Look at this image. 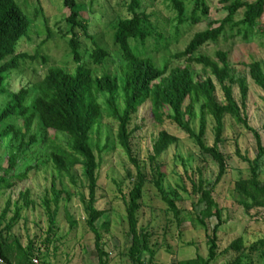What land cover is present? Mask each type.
I'll return each instance as SVG.
<instances>
[{
  "label": "rangeland",
  "instance_id": "1",
  "mask_svg": "<svg viewBox=\"0 0 264 264\" xmlns=\"http://www.w3.org/2000/svg\"><path fill=\"white\" fill-rule=\"evenodd\" d=\"M26 9L33 21L31 40H25L19 49L21 53L31 56L39 55L38 60L21 62L17 71L8 75L5 83L7 94L0 99V109H3L10 95L18 94L24 88L30 87L33 95V85L43 80L52 68H62L70 74H75L77 65L72 57L69 41L63 39L60 31L67 27L66 20L71 11L65 7V0H16ZM77 11L84 20L91 24L90 34L97 37L100 46L111 51L102 67L96 68L90 60L94 50L91 40L82 37V54L85 64L94 70L98 77L106 74L120 76L125 62L114 45V26L119 19L128 15L123 0H77ZM223 0H207L209 6V21L194 25L188 21L181 25L171 3L168 0H145L147 13L152 15L157 32L166 41L167 49L155 45L150 40L145 50L160 68H184L188 66L186 60H177L174 57L183 53L193 38L207 30L209 22H221L226 16ZM255 2L256 0H242ZM187 13L190 18L194 4L185 0ZM40 11L39 18L34 19L35 13ZM47 19L48 23L45 22ZM264 26V20L262 21ZM51 31L52 38L46 43ZM218 27V25H217ZM82 35V33H80ZM83 36V35H82ZM228 39L222 38L217 44H209L199 51V55L206 56L214 61L217 53H229V60L233 67L232 76L235 80H246L248 97L244 103L239 85L234 86L237 102L248 118L251 128L259 132L264 146V91L257 87L250 76L248 66L254 62L264 65V37L254 34L249 39L241 36ZM138 45L134 43L133 46ZM140 51L144 49L140 46ZM46 59V63L44 60ZM195 79L205 75L201 66H193ZM217 85V98L223 103L224 93ZM151 105H145L135 116L133 129H136L134 150L135 157L143 167L150 170V156L153 146L161 132L166 131L178 138V143L172 146L158 161L160 172L164 175L163 188L170 200H175L176 212L164 201L155 185H148L143 198V207L140 211V228L151 234V246L155 251L154 264H177L182 261L195 259L198 256L209 257V246L206 230L194 218L199 216L205 206L192 210V203L183 186L191 187L186 169H193L196 180L203 174L205 188L210 189L219 175V166L210 157L203 156L196 142L191 140L178 126L171 122L159 125L152 120ZM207 133L206 144L213 147L216 141V123L211 116H206ZM201 124L200 109H197V119L193 129L199 132ZM22 128L21 123H17ZM118 126L115 122L105 118L101 127L94 134V142L103 153L100 156L102 166L99 170V210L107 214L99 226L106 220L110 222L108 231L103 230V244L109 254L108 264H131L128 252L132 245L129 235V225L124 195L134 187L137 170L128 156L117 143ZM33 135L37 136L38 143L21 153L17 168L7 175L9 158L19 150V144L14 142L13 136L3 140L0 144V175L6 177L13 186L0 193V211L10 206L9 221L20 212V219L8 236L10 258L13 264H100L95 248V236L87 226V212L82 197H88L87 182L81 168L73 172V178L60 176L55 169L51 152L53 145H68V138L53 131H42L35 125ZM224 143L220 146L221 152L227 157L228 172L223 181L215 187L213 197L223 212V226L219 234V256L213 264H233L239 254L229 251V248L238 239L243 238L246 245L264 239V211L253 210L250 213L240 204L242 199L235 191L236 183L250 178V165L245 159L254 161L258 156V142L256 137L248 132L244 126L227 116L225 118ZM27 142H30L28 138ZM96 154L99 155L98 149ZM193 178V177H192ZM261 181L264 183V159L261 163ZM55 190L64 192L59 205V212L55 225L51 222V212L57 210L54 203ZM68 196L71 197L68 200ZM48 203L50 206L48 207ZM70 213L75 221L72 227L67 218ZM218 222L210 221L212 230ZM33 251V257L25 255ZM258 258L245 260L244 264H257ZM0 264H5L0 259Z\"/></svg>",
  "mask_w": 264,
  "mask_h": 264
},
{
  "label": "trees",
  "instance_id": "2",
  "mask_svg": "<svg viewBox=\"0 0 264 264\" xmlns=\"http://www.w3.org/2000/svg\"><path fill=\"white\" fill-rule=\"evenodd\" d=\"M145 0H123L128 15L118 20L114 26V45L118 49L125 66L121 68L120 76L106 74L102 77L95 75L94 70L84 62L81 38L92 41L94 50L90 60L96 68L102 67L111 57V51L100 46L97 37L90 34L91 24L84 20L77 11V0H65L64 5L71 11L66 20L67 27L60 31L63 39L70 38L69 48L77 65L75 74H70L62 68L50 69L48 75L33 85L35 95L30 87L24 88L18 94L10 95L7 105L0 109V144L3 140L13 136L14 142L19 144V150L9 158L7 175L13 172L18 164L21 153L27 152L34 143H38L37 136L33 135L35 125L42 131H53L68 138V145H53L51 152L52 163L60 176L73 178V172L81 168L87 182L88 197H82L87 212V226L95 236V248L100 264H108L109 254L103 244L102 231H108L110 222L99 226L107 212L99 210V170L102 166L100 156L103 150L96 146L94 132L99 129L105 118L115 122L118 126L117 143L135 166L137 175L134 187L124 195L129 235L132 240L128 257L131 264H154L155 251L151 246V234L140 228V211L143 207V198L148 185H155L164 201L176 215L175 200H170L163 188L164 175L160 172L158 161L174 145L178 138L166 131L161 132L153 146L150 156V170L143 167L135 157L134 140L136 129L132 128L135 116L147 104L151 105V117L154 122L164 125L171 122L178 126L188 137L196 142L203 156L210 157L219 166V175L216 182L205 188L202 172L199 180L192 169H186L191 187L183 186L188 194V200L195 211L201 206L205 209L193 220L205 228L209 246V257L198 256L195 259L182 261L177 264H213L219 256V234L223 226V212L213 197L215 187L226 176L229 166L227 157L221 152L220 146L224 143L225 118L230 116L238 125L252 133L258 142V156L254 161L245 159L250 165V178L239 180L235 191L242 199L240 204L248 213L253 210L264 211V183L261 181V163L264 159V146L256 130L249 125L248 118L235 98L234 86L239 85L244 103L248 97L246 80H235L232 76L233 67L229 60V53L218 52L216 61L199 55L205 46L217 44L222 38L228 39L241 36L249 39L254 34L264 37V0L244 2L242 0H223L227 16L221 22H209L207 30L198 33L187 49L174 58L184 59L188 66L170 70L168 66L160 68L145 50L150 40L155 41L158 49H167L165 39L157 32L152 15L147 13ZM177 14L178 22L184 25L188 19L194 25L209 20V6L207 0H190L194 4L190 18L186 17L187 7L185 0H168ZM40 11L35 13L34 19L39 18ZM33 21L26 9L16 0H0V99L7 94L5 83L8 75L17 71L21 62L25 60H39L40 56H31L19 51L21 44L30 39ZM47 24L48 21L45 19ZM218 25V27H217ZM46 44L52 34L49 29ZM82 33V35L80 34ZM134 43L138 45L133 46ZM144 49V53L139 47ZM46 63V59H43ZM201 66L205 75L195 79L193 66ZM250 76L255 85L264 91V65L254 62L248 66ZM223 90L225 101L221 103L217 98V85ZM200 109L201 124L197 132L193 123L197 119V109ZM211 116L216 123V141L213 147L206 144L207 119ZM22 124V128L17 126ZM28 138L30 142H27ZM98 149L99 155L96 154ZM193 177V178H192ZM6 177L0 175V193L10 189ZM55 212H51V222L55 225L59 212V205L64 192L55 190ZM71 197L68 196V200ZM48 207L50 203L47 204ZM10 206L0 211V259L5 264H13L10 258L8 236L20 219L18 215L9 221ZM67 218L72 227L76 223L69 212ZM215 219L218 224L211 230L210 221ZM239 254L233 264H244L246 258H258L257 264H264V239L250 245L243 238L238 239L229 248ZM33 251L25 255L33 257ZM27 264H33V261ZM253 264V263H252Z\"/></svg>",
  "mask_w": 264,
  "mask_h": 264
}]
</instances>
